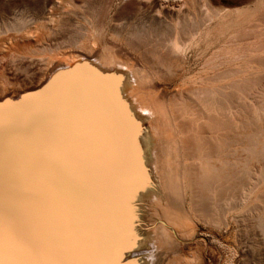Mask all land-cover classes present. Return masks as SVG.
<instances>
[{"label":"bare ground","instance_id":"6f19581e","mask_svg":"<svg viewBox=\"0 0 264 264\" xmlns=\"http://www.w3.org/2000/svg\"><path fill=\"white\" fill-rule=\"evenodd\" d=\"M165 4L164 13L174 16L173 21H166L158 11L148 24L114 30L115 41L124 35L128 47L140 53L141 67L115 41L98 52L95 34L100 26L87 15L81 25L72 27L61 19L50 25L15 12L0 25V59L15 66L13 71L24 72L25 79L21 81L17 74L9 77L2 69L0 101H16L61 85L66 95L73 87L96 92L93 122L104 121L118 138L107 143L101 160L113 177L106 185L111 188L108 207L99 217L107 246L99 260L141 264L139 255L145 253L142 264H160L165 250L196 237L194 219L229 232L244 217V208L255 213L251 225L264 255V0H228L226 4L167 0ZM60 32L62 41L34 45L37 36ZM224 35L227 40L206 55ZM191 51L206 58L197 76L189 73ZM33 55L39 56L41 82L21 89L31 64L24 59ZM147 71L177 82L178 89L187 84L186 92L179 90L169 100L175 123L190 132L182 142V153L194 160L189 166L191 213L183 209V185L173 171L175 149H169L164 140L156 91L146 80ZM11 89L18 90V95L8 93ZM78 130L83 132V127ZM120 148L129 157L126 164L115 152ZM241 196L243 204L238 203ZM218 209H223L222 218ZM214 241L229 252L224 262L237 264L244 252L220 239ZM178 251L172 252L167 264H179V260L192 264Z\"/></svg>","mask_w":264,"mask_h":264},{"label":"rangeland","instance_id":"374dc122","mask_svg":"<svg viewBox=\"0 0 264 264\" xmlns=\"http://www.w3.org/2000/svg\"><path fill=\"white\" fill-rule=\"evenodd\" d=\"M221 1L223 4H226L228 0ZM165 3L167 4V0H0V25L8 21L6 19L11 18V16L13 17L15 12L22 11L29 19L32 17L34 19L39 18L40 21L45 20L44 22L50 25H57V21L61 19L64 22H69L70 26L72 27L81 25V23L84 22V17L87 15L86 17H89L95 24H99L100 26L98 27L99 30L95 34V37H97L98 39V52H100L104 45H111V42L115 41L114 38L116 34L114 30L117 28L127 29L133 28L132 26L138 24H148L150 23L149 20H151L152 16L158 15V11L162 12L160 16L166 21H173L174 16L164 13L167 11L165 6H163V4ZM242 6H244V4L234 6L233 8ZM51 18L54 21L50 20ZM61 34L62 33L60 32L50 36L46 35V38H44L43 35H39L34 38V45H50L60 42L62 41ZM227 37V35L221 37L220 40L222 42L220 40H216L211 45V47L206 50V55H211L212 51L217 49L224 40H227ZM125 40V36L122 35L119 37L118 41H115L118 45V49L131 55L136 60L139 67H141L138 61V55L140 53L138 51H134V49H130ZM225 43L229 44L230 42L227 41ZM200 48L202 49L204 48V46L201 45ZM189 55V61L191 62V69L189 73L191 75L197 76L206 58H198V56L194 55V51H191ZM38 58L39 56L33 55L30 58L24 59L25 63L31 64L29 65L30 71L28 72V78H26L27 81L25 80L26 82L21 89L34 87L38 85L39 82H41L40 71L38 69L40 62L37 61ZM14 67L15 66L7 64L6 60L0 59V72L2 69H4L2 71H4L9 77H14L15 74H17L19 76V79L21 81H24V72L13 71ZM146 74L148 76L146 79L147 82L149 83L151 88L156 91L154 100L162 118L161 120L164 131V140H166L167 144L169 145V149H171V147L175 149L173 151L175 153V158L177 159V166L173 171H176V178L181 181L183 185V209L185 212H190V207L193 205V198L191 196L192 186L189 185V166L192 162H194V160L191 157L189 158L185 151H183L182 153V142L184 144V140L187 136H189L190 132L189 130L182 128L180 125H178V123H175L170 109L169 100L170 97L176 92L178 93L179 90L186 92L185 86L187 84L185 86L183 85L184 87L182 86L178 89V84L175 81L169 82L161 77L152 75L148 71L146 72ZM7 91L14 96L18 95L19 92L18 90L12 89ZM0 112L3 113L2 111ZM171 159H173V157H171ZM1 184L2 183L0 180V216H2L3 218L5 227H7L10 223L21 231L36 227L38 222L40 221V207L37 201L31 199L29 195H27L29 199H27V201L24 203V207L18 206L19 208L16 209H14V205L12 207H9L10 201L6 204V200L8 197H11L12 190L6 197H3L4 189L1 187ZM244 201V196L238 198V203L243 204ZM244 209V217L242 218V220L235 224V227L232 226L229 232H226L225 228L223 227L217 228L208 223H205V221L201 220L200 218H198V220L193 218L195 221L194 230L196 232V237L194 239H188L185 243L180 245L181 247H173L168 248L169 250H165V253L163 252L160 255L161 259H159L162 263H159L167 264L166 261L168 262L171 256H173L172 252L179 250L177 255L183 254L185 259H187V261L189 260V262L191 261L192 264H226L228 259L226 255L228 254L229 256V252L217 245V243L214 241V238H217L223 241L226 245L228 244L231 246H236L240 248L242 252H244L241 253V255L237 258V264H264V255L261 254V244H258V241L260 239L259 237H256V230H254L251 225L253 222L252 216H255V213L252 209ZM222 210L223 209L217 210L218 215L221 218L224 216ZM21 211L24 213L23 215H20L22 214ZM250 212L253 214H251ZM228 217L230 218V215ZM231 218L233 219V217ZM206 221L212 223L211 219ZM201 236H203V238ZM166 251H168V254H166ZM139 256L142 257L141 262L144 263L145 253H141ZM193 256H196L197 259L193 260ZM177 263L181 264L182 261L179 260Z\"/></svg>","mask_w":264,"mask_h":264},{"label":"snow or ice","instance_id":"6c2138e0","mask_svg":"<svg viewBox=\"0 0 264 264\" xmlns=\"http://www.w3.org/2000/svg\"><path fill=\"white\" fill-rule=\"evenodd\" d=\"M71 97L59 126L31 160L34 190L29 197L40 207V221L21 231L11 223L5 227L0 216V264H115L95 258L107 250L96 221L104 210L101 187L112 177L92 157L102 145L78 130L84 105L77 88L71 89ZM97 131L108 139L102 123Z\"/></svg>","mask_w":264,"mask_h":264},{"label":"water","instance_id":"95a60500","mask_svg":"<svg viewBox=\"0 0 264 264\" xmlns=\"http://www.w3.org/2000/svg\"><path fill=\"white\" fill-rule=\"evenodd\" d=\"M61 86L53 87L49 91L42 90L32 93L16 101H0V111L3 112H0V118L4 122L3 128L0 129V180L1 187L4 189L3 197H6L12 190L11 197L6 200V204L10 201L9 207L13 205L14 209L24 207V203L29 199L28 193L34 190L30 178L31 160L39 151L40 145L47 135L59 126L64 111L72 102L71 94L66 95ZM79 93L80 101L84 105V112L78 117V129L83 127L82 135L93 137L97 143L102 145L100 151L92 153V157L106 165L105 161H101L105 155L104 151L108 142L118 141L117 134L113 127H107L104 121L93 122L96 92H87L86 87H83ZM99 123H102L108 131L107 140L93 126ZM13 130L16 135L13 134ZM115 152L123 158L125 164L128 163L129 157L124 148L122 151L120 148ZM108 188L109 186L101 187L104 208L108 207L106 198H108L111 189ZM21 213L20 215L24 214L22 211ZM101 222L103 220L97 218V226ZM95 258L99 259L100 256Z\"/></svg>","mask_w":264,"mask_h":264}]
</instances>
